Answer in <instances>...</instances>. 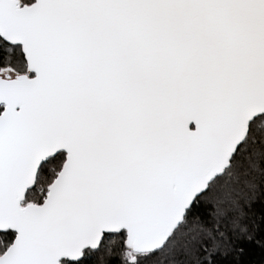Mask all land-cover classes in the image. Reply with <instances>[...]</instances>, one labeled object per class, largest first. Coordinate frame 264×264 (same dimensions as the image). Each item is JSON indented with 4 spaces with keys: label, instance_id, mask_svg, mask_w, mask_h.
Here are the masks:
<instances>
[{
    "label": "snow or ice",
    "instance_id": "obj_1",
    "mask_svg": "<svg viewBox=\"0 0 264 264\" xmlns=\"http://www.w3.org/2000/svg\"><path fill=\"white\" fill-rule=\"evenodd\" d=\"M0 264H264V0H0Z\"/></svg>",
    "mask_w": 264,
    "mask_h": 264
}]
</instances>
